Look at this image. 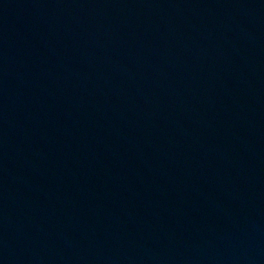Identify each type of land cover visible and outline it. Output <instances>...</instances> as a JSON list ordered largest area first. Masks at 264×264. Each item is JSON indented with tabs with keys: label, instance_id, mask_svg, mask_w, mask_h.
I'll return each instance as SVG.
<instances>
[{
	"label": "water",
	"instance_id": "water-1",
	"mask_svg": "<svg viewBox=\"0 0 264 264\" xmlns=\"http://www.w3.org/2000/svg\"><path fill=\"white\" fill-rule=\"evenodd\" d=\"M0 264H264V0H0Z\"/></svg>",
	"mask_w": 264,
	"mask_h": 264
}]
</instances>
